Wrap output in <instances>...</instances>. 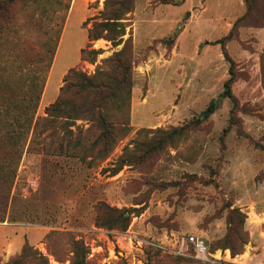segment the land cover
Instances as JSON below:
<instances>
[{"label":"rangeland","instance_id":"374dc122","mask_svg":"<svg viewBox=\"0 0 264 264\" xmlns=\"http://www.w3.org/2000/svg\"><path fill=\"white\" fill-rule=\"evenodd\" d=\"M183 1L134 0L125 35L132 32L134 42L130 123L117 131L120 139L106 158L98 146L90 148L98 130L87 132L92 123L82 119L76 122L82 132L72 126L73 138L82 139L79 149H70L74 154L61 150V129L59 137L45 139V132L25 146L0 219V264H264V0H249L248 16L236 25L245 3L219 9L216 0H189L186 8ZM103 9L104 0H71L36 117L67 95L61 87L68 86L71 68L92 74L121 48L105 38L88 40L92 17ZM31 10L32 0H15L9 25L25 23ZM20 35L0 32L5 58L18 53ZM89 44L102 49L96 62L81 58ZM226 55L234 62L233 98L222 95L230 77ZM211 100L214 112L191 124L188 136L168 146L153 167L132 162L110 174L133 139L189 123ZM8 158L0 148V177L14 169ZM101 201L133 211L126 229L97 223L109 217L98 211ZM17 227L45 234L16 252L4 249ZM189 235L205 242L210 261H199L191 244L179 252ZM26 242L31 249L24 251ZM228 245H243L242 252L232 255Z\"/></svg>","mask_w":264,"mask_h":264},{"label":"trees","instance_id":"16d2710c","mask_svg":"<svg viewBox=\"0 0 264 264\" xmlns=\"http://www.w3.org/2000/svg\"><path fill=\"white\" fill-rule=\"evenodd\" d=\"M14 1L0 0V32L13 29L15 33L21 34L15 42L19 43L16 55L9 54L5 58L2 51L4 42L0 41V148L4 147L8 159L15 162L14 169L9 175L3 174L0 177V187L3 188V191H0V203L3 206L0 210V219L5 215L9 190L18 167L16 164L19 163L25 146L27 144L32 146L36 137L45 132V139L59 137L56 134L61 129L64 130L62 139H66V145L60 144L61 150L64 151L66 148L68 152L74 154L73 150L82 146V139L73 138L75 131L72 126L76 125L77 120L82 119L92 123L86 129L87 132L93 127L98 130L97 136L90 143V148L98 146V155L106 158L120 139L117 131L126 132L129 128L133 86V34L130 32L127 37L125 35L127 26L130 25L127 20L134 9V0H104V9L100 11L99 16L92 17L93 24L87 29L88 40L91 42L105 38L110 40L114 47L122 45L121 48L103 58L92 74L71 68L64 76L68 88L61 87L62 91L67 90V95H60L50 103L45 108V116L36 117L71 0H32V10L26 22L10 26L11 5ZM160 1L172 3L175 0ZM244 3L247 12L238 18L234 25L250 12L249 0H244ZM87 21L84 23L87 24ZM231 36L232 32L218 42H223ZM3 39L4 37H0V40ZM91 46L89 44L81 48V58L96 62L97 55L102 49L90 48ZM227 59L230 62V77L224 83L222 95L233 98L234 62L228 56ZM214 110L215 101L211 100L201 116L189 123L146 130L151 132V137L147 139L138 137L126 145L117 160L119 165L114 164L110 174L115 175L126 164L145 163L153 167L168 146H176L188 136L189 130L192 129L191 124L201 123ZM118 124L121 125L120 128H117ZM76 130L83 131L80 125H76ZM233 210L246 216L239 208ZM98 211H104L109 215L104 222L98 219L99 225L121 229H126L129 225L133 212L128 208L113 207L102 201L98 203ZM246 241L244 237L242 243ZM29 244L26 242L24 251L31 249ZM227 247L231 249L232 255L241 253L243 249V245L238 248L235 245Z\"/></svg>","mask_w":264,"mask_h":264},{"label":"crops","instance_id":"0c3cea01","mask_svg":"<svg viewBox=\"0 0 264 264\" xmlns=\"http://www.w3.org/2000/svg\"><path fill=\"white\" fill-rule=\"evenodd\" d=\"M216 3H217V5H219L218 6L219 9H221V8L240 9L243 7L244 0H235L233 2H232V0H219V1L216 0ZM189 4H190V1L185 0L182 2L181 6H184V7L186 6V8L187 7L189 8L190 7ZM67 23L68 22L66 20L65 26L67 25ZM169 24L170 23H168L167 25H169ZM64 29H65V27H64ZM66 70L64 72H66ZM64 72H63V74H64ZM55 96H56V94H54L52 96V98L54 99ZM44 234H45V231H40V230L34 231V229H32L31 227H17L16 231H14V233L9 238L5 239L4 244H6L7 247H4V249H7L10 246V248L12 249L11 251L16 252L26 240L28 242L37 244L39 241H41ZM1 248L3 249V247H1Z\"/></svg>","mask_w":264,"mask_h":264},{"label":"built area","instance_id":"2783aa9c","mask_svg":"<svg viewBox=\"0 0 264 264\" xmlns=\"http://www.w3.org/2000/svg\"><path fill=\"white\" fill-rule=\"evenodd\" d=\"M184 244H186V246H189V244H191V246L193 247V251L195 253V257L199 261L207 262L212 259V256H214V254L208 251L207 246L205 245V242L196 235H189L182 239L181 245H179L178 247V250L180 253H185Z\"/></svg>","mask_w":264,"mask_h":264}]
</instances>
